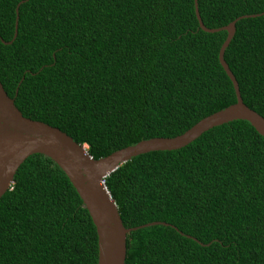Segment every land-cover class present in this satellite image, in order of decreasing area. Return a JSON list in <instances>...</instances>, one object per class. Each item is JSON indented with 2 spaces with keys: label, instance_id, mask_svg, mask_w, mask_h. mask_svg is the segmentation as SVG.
<instances>
[{
  "label": "trees",
  "instance_id": "1",
  "mask_svg": "<svg viewBox=\"0 0 264 264\" xmlns=\"http://www.w3.org/2000/svg\"><path fill=\"white\" fill-rule=\"evenodd\" d=\"M0 0V84L21 115L93 158L173 137L234 103L217 60L225 31L193 0ZM218 28L264 0H196ZM223 59L264 118V13L235 22ZM10 41V42H9ZM124 264H264V138L246 120L133 156L103 178ZM0 264H97V237L60 168L34 153L0 197Z\"/></svg>",
  "mask_w": 264,
  "mask_h": 264
},
{
  "label": "water",
  "instance_id": "2",
  "mask_svg": "<svg viewBox=\"0 0 264 264\" xmlns=\"http://www.w3.org/2000/svg\"><path fill=\"white\" fill-rule=\"evenodd\" d=\"M22 1L15 5L12 39L16 34L17 8ZM193 11L198 28L206 32L224 30L226 33L218 48L217 60L231 82L235 101L202 117L173 137L141 139L93 159L86 152L84 144L74 142L58 128L22 116L13 98L6 94L0 84V197L9 189L15 171L26 157L34 153L48 157L68 178L91 219L97 237V264H124L127 232L154 224H166L152 221L129 228L122 225L114 201L103 183V178L118 165L148 151L180 148L207 129L237 119L246 120L264 138V118L242 102L236 80L223 59V51L233 36L235 22L264 12L238 16L218 28H207L200 19L196 0H193Z\"/></svg>",
  "mask_w": 264,
  "mask_h": 264
}]
</instances>
